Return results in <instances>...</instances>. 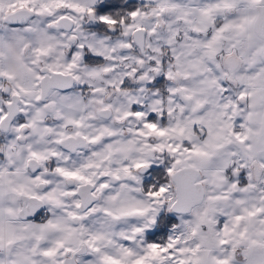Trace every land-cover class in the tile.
Segmentation results:
<instances>
[{"label":"snow or ice","instance_id":"6c2138e0","mask_svg":"<svg viewBox=\"0 0 264 264\" xmlns=\"http://www.w3.org/2000/svg\"><path fill=\"white\" fill-rule=\"evenodd\" d=\"M0 264H264V0H0Z\"/></svg>","mask_w":264,"mask_h":264},{"label":"trees","instance_id":"16d2710c","mask_svg":"<svg viewBox=\"0 0 264 264\" xmlns=\"http://www.w3.org/2000/svg\"><path fill=\"white\" fill-rule=\"evenodd\" d=\"M102 2L105 4V7L107 10L116 13L119 12L121 14L134 11L138 7H141L144 5L143 2L139 0H102ZM99 28V26L95 25ZM103 30V29H102ZM85 59L89 62H95L96 60H101V57H93L86 55ZM164 165H157V166H150L146 172H149L150 175L148 178H145L142 183H148L153 184L157 183L158 181H161L164 177ZM158 223L154 230L147 233L146 238L149 241L154 242H161V240L167 238V232L168 228L174 223L175 221V215L174 213H167L162 212L160 216L157 218Z\"/></svg>","mask_w":264,"mask_h":264},{"label":"rangeland","instance_id":"374dc122","mask_svg":"<svg viewBox=\"0 0 264 264\" xmlns=\"http://www.w3.org/2000/svg\"><path fill=\"white\" fill-rule=\"evenodd\" d=\"M140 1V0H139ZM141 2H145V1H142L141 0ZM145 4V3H144ZM20 27V26H19ZM85 28H89V27H86L85 26ZM89 29H93V28H89ZM93 30H96V29H93ZM109 35H111V34H109ZM102 62H103V58H102ZM101 62V63H102ZM165 62H167V61H165ZM86 63V62H85ZM158 80V83L159 84H152L153 82H155V81H157ZM151 84H149L148 85V87H150V88H163V86L165 85V79H164V77L163 76H159V77H157L154 81H153ZM124 86H127V87H129V88H135V87H137V85H135V84H131V83H129V82H127L126 81V84L125 85H122V87H124ZM80 89H84V88H86L87 86L86 85H84V86H78ZM68 91H70V90H68ZM133 109L134 110H140V106H138V105H133ZM149 117L150 118H154L155 117V114L154 113H150L149 114ZM160 119H163V117H161ZM157 165H164V164H160V163H154V164H152V165H150V166H157ZM149 169V168H148ZM147 169V170H148ZM150 175V173L148 172H146L145 171V173L143 174V178H146V177H148Z\"/></svg>","mask_w":264,"mask_h":264},{"label":"crops","instance_id":"0c3cea01","mask_svg":"<svg viewBox=\"0 0 264 264\" xmlns=\"http://www.w3.org/2000/svg\"><path fill=\"white\" fill-rule=\"evenodd\" d=\"M140 1H141V0H140ZM142 1H145V2H146V0H142ZM145 2H144V3H145ZM148 177H149V176H148ZM148 177H146V178H148ZM144 179H145V178L142 177V182H143ZM162 212H163V211H162ZM162 212H161V213H162ZM174 215H175V221H174L173 224L179 223V221H178L177 218H176V214H175V213H174ZM45 216H46V213H45V211L42 209L40 212H38V214H37L36 216H34V217H30L29 219H34L35 222H41L42 220L45 219ZM171 226H172V225H171ZM171 226H170L168 229H170ZM155 227H156V226H154L152 229H149L148 231H146V233H145V239H146V240H148V239L146 238L147 233H149V232H151L152 230H154ZM168 234H169V233H168ZM168 234H167V236H168ZM148 241H149V240H148ZM149 242H154V241H149ZM87 258H90V257H86V259H87Z\"/></svg>","mask_w":264,"mask_h":264},{"label":"flooded vegetation","instance_id":"af4514ba","mask_svg":"<svg viewBox=\"0 0 264 264\" xmlns=\"http://www.w3.org/2000/svg\"><path fill=\"white\" fill-rule=\"evenodd\" d=\"M134 11H135V10H134ZM19 26H20V25H13V27H19ZM85 26H86V27H89V28L96 29V30L99 29V28L96 27L95 25H91V24H90V25H85ZM100 30H102V29H100ZM105 31H106V30H105ZM109 34H111V33H109ZM86 55H89V56H91V58H92V55H91L90 53H87V52H86L85 56H86ZM93 57H95V56H93ZM101 58H102V57H101ZM84 59H85V57H84ZM85 62H86V63H101V62H102V59H101V60H96V59H95V62H89V61H87V60L85 59ZM152 84H156V85L159 84V83H158V80L155 81V82H153ZM152 167H153V166H152Z\"/></svg>","mask_w":264,"mask_h":264},{"label":"water","instance_id":"95a60500","mask_svg":"<svg viewBox=\"0 0 264 264\" xmlns=\"http://www.w3.org/2000/svg\"><path fill=\"white\" fill-rule=\"evenodd\" d=\"M41 210H42V209H41ZM41 210H39V212H40Z\"/></svg>","mask_w":264,"mask_h":264}]
</instances>
